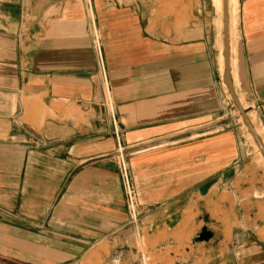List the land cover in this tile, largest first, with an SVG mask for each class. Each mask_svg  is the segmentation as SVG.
Returning <instances> with one entry per match:
<instances>
[{
  "label": "crops",
  "instance_id": "0c3cea01",
  "mask_svg": "<svg viewBox=\"0 0 264 264\" xmlns=\"http://www.w3.org/2000/svg\"><path fill=\"white\" fill-rule=\"evenodd\" d=\"M220 19L214 0H0V264H264V173L221 121ZM228 19L264 146V0Z\"/></svg>",
  "mask_w": 264,
  "mask_h": 264
},
{
  "label": "rangeland",
  "instance_id": "374dc122",
  "mask_svg": "<svg viewBox=\"0 0 264 264\" xmlns=\"http://www.w3.org/2000/svg\"><path fill=\"white\" fill-rule=\"evenodd\" d=\"M234 2V1H233ZM215 6L218 5L219 6V2L214 0ZM237 7V5H236ZM220 11V9H219ZM220 15H221V19L218 22L222 21V11H220ZM237 27V25H236ZM223 30V29H222ZM221 28H219V31H221ZM233 33H234V29L230 31L229 33V45H230V60H231V68L233 67V78L235 79L233 82L235 83V86L237 87V77H236V69H235V53H236V38H235V42H234V48L235 51H232V43H233ZM220 46L223 47V41H221ZM233 56V57H232ZM219 59V56H218ZM232 70V69H231ZM228 87L223 86L224 89V95H223V106L220 112V115H222V123L226 124L230 127H235L238 129V131L240 132L241 135V142L243 145V150L244 152L248 155V159L249 161L246 163V167H251L253 170H255V172L257 173V180L262 181V172L264 173V159L263 156L261 154V152L259 151L253 137L251 136V134L248 132L247 126L243 120L242 114L239 111V109L237 108L236 104L233 101L232 95L229 92V89H227ZM234 89V87H233ZM235 92V96L238 100V103L241 107H243L244 109L247 106V103L244 101L243 96L240 94L239 90L234 89ZM248 111V109L246 110ZM247 117L250 120V117L252 119V114L250 112L247 113ZM257 133L260 134L259 129H257ZM128 163V161H127ZM129 166V163H128ZM130 168V167H129ZM131 182L134 185L133 182V178L131 175ZM261 184V182L259 183ZM137 197V194H136ZM125 199H126V195H125ZM126 205H127V201H126ZM127 209L128 205H127ZM130 212V210H129ZM127 259L129 258H125V262L127 264H166L167 263V258H162V257H158V256H152L151 254H148L147 252L143 253V256H139L134 258V261L130 258V261H127ZM177 259L178 262L177 263H181L182 257L181 255H177ZM123 256H121L120 254H114L113 256L109 257L106 261L105 264H123ZM176 261V260H175ZM169 264H171V259L169 261Z\"/></svg>",
  "mask_w": 264,
  "mask_h": 264
},
{
  "label": "water",
  "instance_id": "95a60500",
  "mask_svg": "<svg viewBox=\"0 0 264 264\" xmlns=\"http://www.w3.org/2000/svg\"><path fill=\"white\" fill-rule=\"evenodd\" d=\"M227 21H228V13H227V8L226 5L224 3L223 5V55L225 57V71L223 74V79L229 89V92L232 95L233 101L236 104L237 108L239 109V111L242 114L243 120L247 126L248 132L251 134V136L253 137L259 151L261 152L263 159H264V146L262 145L259 137L257 136L255 129L253 128L250 120L247 117V111L246 109L242 108L239 103L238 100L235 96V92L233 89V84H232V79H231V74H230V70H229V66H228V58H229V44H228V27H227ZM212 237V233L206 229L203 228L201 230V232L198 234L197 238L195 239V242H202V241H208L209 239H211Z\"/></svg>",
  "mask_w": 264,
  "mask_h": 264
},
{
  "label": "built area",
  "instance_id": "2783aa9c",
  "mask_svg": "<svg viewBox=\"0 0 264 264\" xmlns=\"http://www.w3.org/2000/svg\"><path fill=\"white\" fill-rule=\"evenodd\" d=\"M117 167L119 171V176L124 188L126 195V201L128 208L132 214H134V208L136 206V191L134 185L131 182V172L128 166L127 160L122 153L119 154L117 160Z\"/></svg>",
  "mask_w": 264,
  "mask_h": 264
},
{
  "label": "bare ground",
  "instance_id": "6f19581e",
  "mask_svg": "<svg viewBox=\"0 0 264 264\" xmlns=\"http://www.w3.org/2000/svg\"><path fill=\"white\" fill-rule=\"evenodd\" d=\"M216 1L219 2L220 7L218 8V5H217V8H218V10L220 9V11H222V16H223V5H224V3L226 5L227 13H228V4L233 3L234 0H216ZM228 23H229V19L227 21V27L229 25ZM222 24H223V19H222ZM222 35H223V33H222ZM228 44H229V28H228ZM222 54H223V52H222ZM229 56H230V45H229ZM223 58H224V60L222 59V64H223L222 74H224V71H225V57H224V55H223ZM223 61H224V63H223ZM228 66H229V70H230V74H231L230 57L228 58ZM225 86H227V85H225Z\"/></svg>",
  "mask_w": 264,
  "mask_h": 264
}]
</instances>
